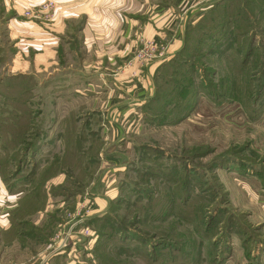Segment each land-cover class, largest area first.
<instances>
[{
    "label": "rangeland",
    "instance_id": "1",
    "mask_svg": "<svg viewBox=\"0 0 264 264\" xmlns=\"http://www.w3.org/2000/svg\"><path fill=\"white\" fill-rule=\"evenodd\" d=\"M166 65L148 125L130 142L106 147L118 151L122 169L115 196L102 207L83 188L90 183L83 171L49 180L68 174L69 182L81 179L82 188L30 187L41 166L55 158L58 164L65 153L73 164L92 163L93 175L99 160L81 159L88 144L62 143L58 135L62 116L79 103L66 111L52 107L51 99L60 96L0 65V181L6 194L66 200L48 230L53 246L74 244L77 264H264V0L216 5L190 31L184 52ZM71 163L60 162V168ZM5 207L12 223L30 211ZM41 241L26 252L9 248L4 264L28 261Z\"/></svg>",
    "mask_w": 264,
    "mask_h": 264
},
{
    "label": "crops",
    "instance_id": "2",
    "mask_svg": "<svg viewBox=\"0 0 264 264\" xmlns=\"http://www.w3.org/2000/svg\"><path fill=\"white\" fill-rule=\"evenodd\" d=\"M219 1L0 0V65H7L12 74L34 78L46 94L60 96L59 101L57 97L51 99L52 107L66 111L79 103L77 109L62 116L58 135L62 143L81 140L88 144L82 147L86 151L79 152L81 159L99 160L93 175L95 169L88 171L92 163L73 164L66 160L65 153L58 164L55 158L39 168L30 183L34 191H45L46 185H53L52 189L70 184L82 188L81 179L69 182L68 174L51 184L49 180L61 172L83 171L90 177L89 186L83 188L92 192L95 205L105 206L115 196L111 195L122 163L118 151L109 153L106 147L109 142H130L148 125L145 107L155 92L159 73L184 48L190 31ZM49 2L52 6L44 9ZM25 11L35 15L27 16ZM149 42L158 46V53L152 59L139 57L138 52ZM60 162L71 163V167L61 169ZM75 166H79L78 171ZM104 171L107 181L102 187ZM18 194H6L0 181V264H4L9 248L18 246L26 252L27 245L40 239V248L32 258H12L11 264H77L74 244L53 246L48 230L51 217L61 211L66 200L54 203L47 196ZM6 204L12 211L20 206L30 211L27 217L12 223L5 212ZM54 220V225L60 222L57 216ZM24 221L34 229H26Z\"/></svg>",
    "mask_w": 264,
    "mask_h": 264
},
{
    "label": "trees",
    "instance_id": "3",
    "mask_svg": "<svg viewBox=\"0 0 264 264\" xmlns=\"http://www.w3.org/2000/svg\"><path fill=\"white\" fill-rule=\"evenodd\" d=\"M224 1H226V0H220L218 3H216V5H220V4H222V2H224ZM216 5H214L213 6V8L212 9H214V7L216 6ZM211 9V10H212ZM210 10V11H211ZM208 14V13H207ZM206 14V15H207ZM205 15V16H206ZM204 16V17H205ZM203 17V18H204ZM202 18V19H203ZM196 27V26H195ZM194 27V28H195ZM190 34V33H189ZM188 37H189V35H188ZM187 41H188V39L186 40V44H185V46H184V48L178 53L179 55H181L183 52H184V50L186 49V46H187ZM173 60V59H172ZM172 60H170V61H172ZM167 64V63H166ZM167 65H165L164 67H166ZM164 67H163V69H164ZM161 73H162V70H161V72L159 73V75H158V78H157V80H156V88H155V92H154V94H153V96H152V98L149 100V102L147 103V105H146V107H145V112H146V120H147V122H149L148 120H150V118L152 117V116H154L152 113H151V111L152 110H154L155 108H154V106H155V103H156V100H158V98H157V96H158V94L160 93V91H161V88H160V81H161V79H160V76H161ZM174 82H176L175 80H171V83H174ZM176 90H177V88H176ZM176 102V101H175ZM177 103V102H176ZM170 105V104H169ZM159 109H157V110H155V111H158ZM161 110H162V108H161ZM160 113V112H159ZM155 116H159V114H158V112H157V114H155Z\"/></svg>",
    "mask_w": 264,
    "mask_h": 264
},
{
    "label": "built area",
    "instance_id": "4",
    "mask_svg": "<svg viewBox=\"0 0 264 264\" xmlns=\"http://www.w3.org/2000/svg\"><path fill=\"white\" fill-rule=\"evenodd\" d=\"M52 6V3L49 2L47 5H44V9H49ZM25 15L33 16L35 15L32 11H25ZM158 53V46L154 42H149L148 46L138 52V56L144 59H152Z\"/></svg>",
    "mask_w": 264,
    "mask_h": 264
}]
</instances>
